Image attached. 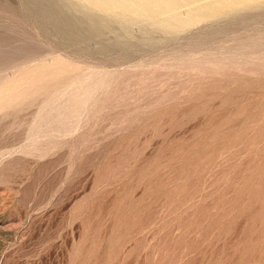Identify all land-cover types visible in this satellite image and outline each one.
Masks as SVG:
<instances>
[{
	"label": "rangeland",
	"instance_id": "rangeland-1",
	"mask_svg": "<svg viewBox=\"0 0 264 264\" xmlns=\"http://www.w3.org/2000/svg\"><path fill=\"white\" fill-rule=\"evenodd\" d=\"M44 1L85 26L0 0V264H264V0Z\"/></svg>",
	"mask_w": 264,
	"mask_h": 264
},
{
	"label": "bare ground",
	"instance_id": "bare-ground-1",
	"mask_svg": "<svg viewBox=\"0 0 264 264\" xmlns=\"http://www.w3.org/2000/svg\"><path fill=\"white\" fill-rule=\"evenodd\" d=\"M28 1H29L28 3L32 6L31 8L34 9V12L37 15H39L41 18H43L46 22H48V24L52 28L60 30L61 32H63L64 34H66V35H68L69 37H72V38L81 37V29L84 28V26H85L84 24L76 26L71 20H69L67 18L66 15H63V12L59 11L57 7H55L53 4L52 5L49 4L50 3L49 1H48L49 3L44 1V0H28ZM122 1H124L125 3L126 2L129 3L128 7L132 8V9H135L136 11L139 10L141 12H144V11L147 10L146 8H148L147 6H145V4L143 2L144 0H122ZM100 3H102V2H100ZM103 3H105V5H107V6L110 4V2L108 0H103ZM149 5L151 6V4H149ZM98 6L99 5H97V7ZM103 7L105 8V6H103ZM152 9H153V5H152ZM156 9H158V8H156ZM87 28H89V30L93 31V33L96 34V33H98L99 25L97 24L96 21L94 22V20H92V21H89Z\"/></svg>",
	"mask_w": 264,
	"mask_h": 264
}]
</instances>
